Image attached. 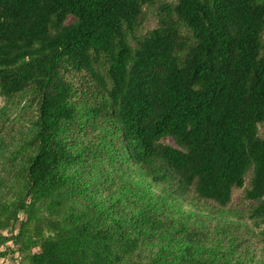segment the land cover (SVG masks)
I'll return each mask as SVG.
<instances>
[{
    "label": "trees",
    "instance_id": "obj_1",
    "mask_svg": "<svg viewBox=\"0 0 264 264\" xmlns=\"http://www.w3.org/2000/svg\"><path fill=\"white\" fill-rule=\"evenodd\" d=\"M0 93L37 111L0 183L22 186L0 250L130 264L156 246L148 264H248L253 236L182 207L223 213L245 190L244 219L264 223V0H0Z\"/></svg>",
    "mask_w": 264,
    "mask_h": 264
},
{
    "label": "rangeland",
    "instance_id": "obj_2",
    "mask_svg": "<svg viewBox=\"0 0 264 264\" xmlns=\"http://www.w3.org/2000/svg\"><path fill=\"white\" fill-rule=\"evenodd\" d=\"M155 1H167L170 3H177L178 0H155ZM148 9V18L145 24L146 31H152L158 27V18L154 12V6H150ZM75 19L70 17L67 24H72ZM36 106L33 104V100L30 96L25 95V97L17 98L12 101L6 99L0 93V183L7 181L9 173L14 170H18L20 167L16 166L10 167L8 165V159L11 154L18 148L21 141L26 139L30 133V128L33 122L37 118ZM260 136L264 137V128L260 126L259 129ZM166 144L181 149L177 143L172 138H166L163 140ZM252 178V172L250 171L246 176V189L250 187V181ZM141 181V180H140ZM141 183H143L141 181ZM145 184V183H144ZM119 185V181L117 183ZM0 235L10 237L12 232L10 229L1 230V227L5 228L8 220L12 217V209L16 206L20 199V192L22 191V186L18 188H10L8 184L0 185ZM7 186V187H6ZM146 186L148 184L146 183ZM149 187V186H148ZM158 192V190H155ZM42 205V204H41ZM181 207V206H179ZM249 207V202L245 200V190H236L234 192L233 202L230 207L221 211L223 213H216V211L206 212L199 211L197 209L182 207V211L187 214L196 215L199 217L207 218L213 223V225H224V226H236L240 231H246L243 235L250 234L253 236L251 240L250 249H247V257L249 258L248 264H262L264 261L263 245L261 242V234L264 233V223L263 222H251L245 220L247 209ZM45 204L43 206H37L35 214L38 217H50ZM70 209V207H65L63 212ZM61 214L55 219L62 218ZM25 214H20L21 220H26ZM19 226L14 228L15 233L18 232ZM231 233V232H230ZM47 234V233H46ZM238 235V234H236ZM249 238V237H248ZM18 246L14 242H8L6 245L2 246L0 250V264H24V256L18 251ZM158 251L156 246H146L139 254L141 257L133 259L130 264H148V257L154 255Z\"/></svg>",
    "mask_w": 264,
    "mask_h": 264
}]
</instances>
